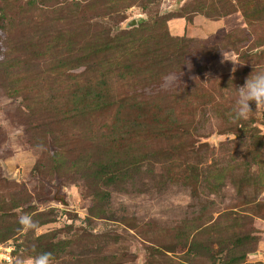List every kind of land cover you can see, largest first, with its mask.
I'll list each match as a JSON object with an SVG mask.
<instances>
[{
    "label": "rangeland",
    "instance_id": "obj_1",
    "mask_svg": "<svg viewBox=\"0 0 264 264\" xmlns=\"http://www.w3.org/2000/svg\"><path fill=\"white\" fill-rule=\"evenodd\" d=\"M254 65L264 0H0V264H264Z\"/></svg>",
    "mask_w": 264,
    "mask_h": 264
},
{
    "label": "clouds",
    "instance_id": "obj_2",
    "mask_svg": "<svg viewBox=\"0 0 264 264\" xmlns=\"http://www.w3.org/2000/svg\"><path fill=\"white\" fill-rule=\"evenodd\" d=\"M231 90V86L229 87ZM233 115L232 121H247L255 113L264 111V68L254 65V71L246 80L244 86L237 87L232 92ZM255 102L256 111L252 110L251 104ZM21 229L26 232L37 233L40 226L30 214H22L18 217ZM12 264H53L51 253H39L34 256H17Z\"/></svg>",
    "mask_w": 264,
    "mask_h": 264
},
{
    "label": "crops",
    "instance_id": "obj_3",
    "mask_svg": "<svg viewBox=\"0 0 264 264\" xmlns=\"http://www.w3.org/2000/svg\"><path fill=\"white\" fill-rule=\"evenodd\" d=\"M236 18H237V15L233 16V18L230 17V18H228L227 20L222 21V22H221V25H225V27L227 28V27H228V22H227V21H229V27H230V26L235 27V24L233 23L232 20H234V19H236ZM202 23H203V22H202ZM225 23H227V24H225ZM177 24H178L179 28H182L183 26H184V28H185V22H184L183 20L178 21ZM216 24H217V26H215L214 29H215V28L219 29L218 27H219L220 23H216ZM211 27H212V26H211ZM223 27H224V26H223Z\"/></svg>",
    "mask_w": 264,
    "mask_h": 264
},
{
    "label": "water",
    "instance_id": "obj_4",
    "mask_svg": "<svg viewBox=\"0 0 264 264\" xmlns=\"http://www.w3.org/2000/svg\"><path fill=\"white\" fill-rule=\"evenodd\" d=\"M134 25H136L135 22H134ZM15 177H16V178L18 177L17 174L15 175Z\"/></svg>",
    "mask_w": 264,
    "mask_h": 264
}]
</instances>
